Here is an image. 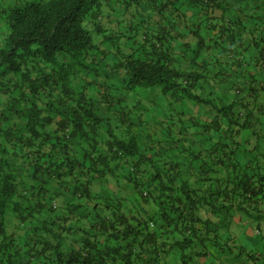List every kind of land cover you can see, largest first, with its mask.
Wrapping results in <instances>:
<instances>
[{"label": "trees", "instance_id": "1", "mask_svg": "<svg viewBox=\"0 0 264 264\" xmlns=\"http://www.w3.org/2000/svg\"><path fill=\"white\" fill-rule=\"evenodd\" d=\"M229 1L237 0H0V264H166L173 249L188 264L220 242L211 216L226 202L264 201L255 158L237 166V103L208 95L219 74L208 62L181 69L170 28L183 21L184 3L198 4L216 30L200 47L220 43L217 34L231 41L238 20ZM107 10L119 19L113 30L102 23ZM160 98L209 105L217 124L227 118L224 171L188 156L201 169L192 182L180 162L150 154L149 138L142 144L137 134ZM249 112L242 126H251ZM109 177L128 181L154 212L124 216L108 203L99 212L91 187ZM248 216L264 222L261 210ZM72 227L82 232L73 258L65 254ZM240 255L264 264L259 246Z\"/></svg>", "mask_w": 264, "mask_h": 264}, {"label": "crops", "instance_id": "2", "mask_svg": "<svg viewBox=\"0 0 264 264\" xmlns=\"http://www.w3.org/2000/svg\"><path fill=\"white\" fill-rule=\"evenodd\" d=\"M179 1L183 3L185 0ZM228 5V16L231 15L238 20L231 41L217 34L220 43L210 45L211 42L205 41L204 48H201V39L204 37L208 40L216 33V30L209 27L213 19L211 17L208 19L198 4L184 3L183 21L176 20L170 27L175 36L173 45L178 56L182 54L184 57L180 61L181 69L201 70L202 64L206 61L209 63L207 66L210 72L219 73L211 83L213 94L208 95L216 96L227 104L237 103L240 125L233 126V138L238 146L235 156L237 166L239 169L246 167L249 159L255 158L260 170L264 171V68L260 60L264 43V0L229 1ZM213 14L219 15V12L215 11ZM117 20H119L117 15L107 10L102 23L106 28L113 30ZM206 86L207 89L210 87L208 84ZM133 96L130 94L127 101ZM141 100L152 106L147 98L142 97ZM157 102L159 105L156 109L146 113L144 126L138 129L139 133L135 132L142 144L149 138L147 143L154 148L150 154H160L162 157L180 162L182 169L185 167V177L192 182L197 180L201 169L200 163L188 161V156L200 154L205 161H212L214 168L220 167L224 171L225 165L218 159L222 154V157L229 156L230 141H223L219 135L227 132L230 127L227 118H222L218 124L214 123L215 113L211 107L193 100H185L172 106L162 98ZM245 111L253 113L250 127L242 126ZM155 120L161 121L162 124L156 125ZM145 132L148 133L147 137ZM222 141L223 144L220 145ZM210 151L213 152L208 155ZM225 159L226 164L228 158ZM95 183L91 189L96 198L91 205L99 203V212H104L102 204L107 203L112 204L111 208L124 216L154 212V205L143 202L140 193L126 180L119 179L116 182L109 177L108 180ZM225 204L228 205H223L217 214L211 216L216 223L215 226L219 228L220 242L214 247L207 245L205 253L193 257L188 264H256L247 256H242L243 254L235 255L243 248L251 249L255 246L264 251V222L253 221L248 216L249 213L258 214L259 210L264 214V201L255 205L250 204V201L233 197ZM74 222L75 219L67 221L73 224ZM66 233L70 238L66 242L65 254L72 258L76 257L82 232L72 227ZM260 234L263 235L262 240L259 239ZM200 248L197 247L199 251ZM170 252L165 260L161 258L160 261H168L166 264H180L179 253L175 249ZM75 259L70 260V264H81Z\"/></svg>", "mask_w": 264, "mask_h": 264}, {"label": "built area", "instance_id": "3", "mask_svg": "<svg viewBox=\"0 0 264 264\" xmlns=\"http://www.w3.org/2000/svg\"><path fill=\"white\" fill-rule=\"evenodd\" d=\"M261 65H262V67L264 68V55H263V57H262V59H261Z\"/></svg>", "mask_w": 264, "mask_h": 264}, {"label": "rangeland", "instance_id": "4", "mask_svg": "<svg viewBox=\"0 0 264 264\" xmlns=\"http://www.w3.org/2000/svg\"><path fill=\"white\" fill-rule=\"evenodd\" d=\"M96 186H98V184L95 183Z\"/></svg>", "mask_w": 264, "mask_h": 264}]
</instances>
